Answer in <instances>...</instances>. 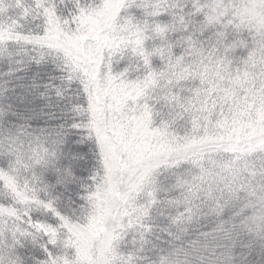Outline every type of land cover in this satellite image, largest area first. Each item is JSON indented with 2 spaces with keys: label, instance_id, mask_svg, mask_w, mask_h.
<instances>
[{
  "label": "snow or ice",
  "instance_id": "1",
  "mask_svg": "<svg viewBox=\"0 0 264 264\" xmlns=\"http://www.w3.org/2000/svg\"><path fill=\"white\" fill-rule=\"evenodd\" d=\"M241 69L264 0H0V264H264V184L197 137Z\"/></svg>",
  "mask_w": 264,
  "mask_h": 264
},
{
  "label": "trees",
  "instance_id": "2",
  "mask_svg": "<svg viewBox=\"0 0 264 264\" xmlns=\"http://www.w3.org/2000/svg\"><path fill=\"white\" fill-rule=\"evenodd\" d=\"M233 90L234 103L229 104L224 115L215 113L200 123L197 137L206 142L201 163L213 171L232 165L239 172L240 182L250 181L259 187L264 184V75H253L241 69ZM179 134L184 135L183 129ZM176 171L182 173L183 178L191 179L199 169L184 163ZM80 240L82 247L78 252L85 258L92 260V254H95L98 261L102 257L106 245L98 233H81Z\"/></svg>",
  "mask_w": 264,
  "mask_h": 264
},
{
  "label": "rangeland",
  "instance_id": "3",
  "mask_svg": "<svg viewBox=\"0 0 264 264\" xmlns=\"http://www.w3.org/2000/svg\"><path fill=\"white\" fill-rule=\"evenodd\" d=\"M94 235L96 234V233H93ZM100 246H102V245H100ZM101 250H102V248H100V252H101Z\"/></svg>",
  "mask_w": 264,
  "mask_h": 264
}]
</instances>
